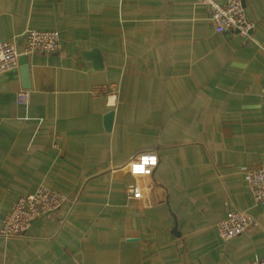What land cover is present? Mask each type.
Listing matches in <instances>:
<instances>
[{"label": "crops", "instance_id": "0c3cea01", "mask_svg": "<svg viewBox=\"0 0 264 264\" xmlns=\"http://www.w3.org/2000/svg\"><path fill=\"white\" fill-rule=\"evenodd\" d=\"M243 3L247 36L215 32L195 0H0V40L21 54L27 28L61 35L55 51L27 54V78L19 63L0 74V223L40 184L67 196L25 236L0 237V264L264 257V208L244 178L264 162V0ZM103 85L113 106L93 93ZM144 151L158 165L140 179L144 196L129 198L123 166ZM231 208L256 224L223 239L217 223Z\"/></svg>", "mask_w": 264, "mask_h": 264}, {"label": "built area", "instance_id": "2783aa9c", "mask_svg": "<svg viewBox=\"0 0 264 264\" xmlns=\"http://www.w3.org/2000/svg\"><path fill=\"white\" fill-rule=\"evenodd\" d=\"M195 1L203 3L207 7L209 19L215 32L229 30L241 36H247L253 28V22L245 11L244 0ZM22 35L24 38L22 53L24 54L34 52L50 53L61 45V35L56 29L27 28ZM20 54L21 52L17 50L14 40H0V74L16 68L19 63ZM93 93L105 94L107 104L110 106L116 103V90H109L106 85L96 86L93 89ZM28 99L29 93L26 89H20L17 92L16 101L18 103H27ZM144 154H155L158 157V154L154 151L139 152L134 154L123 166L127 168L130 175L134 178L125 190L129 198L141 199L144 196L146 185L140 179L152 175L156 168H153L152 172L147 176L132 175L129 167L130 164L139 162V157ZM123 167H117L115 170H121ZM244 178L254 203L264 208V162L253 167L244 168ZM137 189L140 190L139 197L135 195ZM66 199L65 193L45 184L38 185L32 193L20 195L12 204L11 209L1 219L0 237L25 236L33 221L56 211L63 205ZM255 224L256 219L249 212L240 208H231L226 211L225 216L217 223V228L223 239H230L243 233ZM246 264H264V257L255 258Z\"/></svg>", "mask_w": 264, "mask_h": 264}, {"label": "clouds", "instance_id": "9594fccd", "mask_svg": "<svg viewBox=\"0 0 264 264\" xmlns=\"http://www.w3.org/2000/svg\"><path fill=\"white\" fill-rule=\"evenodd\" d=\"M158 163V157L155 154H144L139 157V162L130 164L131 173L133 176H147ZM150 166V167H145ZM135 195L140 196V190L137 189Z\"/></svg>", "mask_w": 264, "mask_h": 264}, {"label": "water", "instance_id": "95a60500", "mask_svg": "<svg viewBox=\"0 0 264 264\" xmlns=\"http://www.w3.org/2000/svg\"><path fill=\"white\" fill-rule=\"evenodd\" d=\"M96 50H93L92 53H95ZM91 54V53H90ZM19 64L22 71V74L27 78L28 77V64H27V54H21L19 56ZM113 110H110L105 115V124L107 128H110L113 120Z\"/></svg>", "mask_w": 264, "mask_h": 264}]
</instances>
